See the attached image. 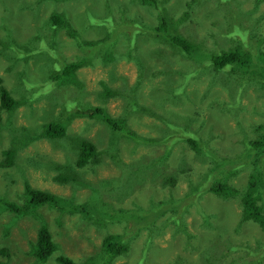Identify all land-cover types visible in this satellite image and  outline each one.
Listing matches in <instances>:
<instances>
[{"label": "rangeland", "instance_id": "obj_1", "mask_svg": "<svg viewBox=\"0 0 264 264\" xmlns=\"http://www.w3.org/2000/svg\"><path fill=\"white\" fill-rule=\"evenodd\" d=\"M162 1L161 8H170L174 20L179 22L183 37L195 42L199 46L197 50L200 49L199 54L189 57L186 53L170 51L171 48L160 39L149 40L145 36L138 39L141 43L139 47L144 52L140 58L144 68V82L139 87L142 96L146 94V99H150L154 87L155 97L166 101L170 98V93L166 90L167 82H177V85L187 82L175 99L177 103L167 104L181 114H191L188 125L181 127L182 132L174 135L175 143L170 148L167 159L171 165L164 169L165 175L166 172L178 174L175 188L162 184V178L152 170L156 166L148 158L165 151L167 143L162 142L163 140L148 144L149 149L144 145H137L135 148L132 146L130 150L124 147L122 152L129 166L110 165L108 161L104 162L106 159L103 154L111 144L112 133L104 121L89 116L91 109L85 111L89 107L87 103L82 108L83 115L64 113L61 118L64 97L73 90V86L79 84L85 86L84 101L95 108H104L112 117H119L125 106L124 97L130 95L129 91L134 88L132 86L137 81L138 67H141L133 59L134 56H130L123 47L104 48L76 70L75 84L61 87L51 81L47 72L42 70L47 67V62L56 63L52 68L59 67L61 70L65 64L81 61V57L89 55L88 49L78 45L69 34L71 28L80 29L78 24L85 21L84 18L93 25L108 27L107 23L92 20L91 10L98 9V16L112 13L118 15L121 11L128 10L139 17L142 25L155 26L156 9L141 5V0H0V77L11 96L20 103L12 113H2L0 110V198L6 196L9 202L22 205L25 201V185L29 184L36 190L55 195L64 206L104 202L113 207L128 208L135 203L148 207L151 197L168 198L172 193L178 198L186 196L197 175L204 176V173L210 172L218 163L219 157L224 158L219 163H225L222 169L227 171L226 175L229 174L227 184L236 189L239 195L247 188L250 177L258 169L264 173V163L259 162L256 159L257 152L252 153L247 146L250 141L264 137V85L259 89L256 83L264 75L255 74L254 71V74L242 78L239 73L243 72H233L232 66L216 72L213 65L209 66L211 63L205 55L206 50L208 53L223 52L240 46L245 54H252V59L256 62L258 55L264 53V0ZM13 4L19 6V13H14ZM26 4L28 9H25ZM31 7L39 12L37 25L49 23L50 17L56 12L69 20L71 27L59 30V34L65 38V44L62 41L58 44L56 55L36 53L23 57L14 48L13 39L21 42L27 36L25 33L19 36L21 31L16 30V19L33 24V19L38 17ZM182 16L186 19H179ZM247 16L249 18H244ZM44 31L51 33L49 29ZM67 31L69 34H66ZM106 32V29L94 28L82 37L101 41L106 37ZM146 32L152 31L146 29ZM83 43L86 45L88 42L86 40ZM54 56L63 61L57 62ZM204 56L209 64L203 63ZM144 59L147 63H144ZM190 73L192 76L188 78ZM121 76L128 78L127 87L123 85ZM248 82L253 83L248 85ZM209 86L213 92L208 93L205 98L203 94H206L205 89ZM105 88L110 89L112 94H103ZM213 93L219 98L213 100L217 108L212 111L209 125V130L216 134L212 145L224 146L218 145L220 149L216 159L210 155H198L185 136L190 133L187 136L193 138L194 128L200 123L197 121L198 109L204 107L203 102H208ZM224 102L232 106L226 109ZM143 110L136 109L135 113L142 115ZM133 117L137 118L133 124L134 129L142 136L156 138L157 134L164 132V120L151 116L138 119L135 114ZM170 117V114L165 116ZM55 120H61L65 124L66 135L58 139L45 137L47 124L56 122ZM180 120V126H185V119L180 117ZM204 129H207L206 123ZM220 135L226 136V139L223 140ZM78 137H82L83 141L91 140L102 153L105 151L99 157V164L91 161L83 167L77 165L78 150L75 140ZM117 137L124 141L120 136ZM113 147L112 143L110 149ZM7 150L15 151L10 162L4 154ZM132 163L142 164L136 167ZM213 172L217 174L216 171ZM211 176L205 179L211 181ZM123 186L128 189L126 193L122 191ZM202 194L203 197L216 198L211 193ZM66 200L69 201L68 204L64 202ZM238 201L235 197L226 201L227 212L224 215H228L231 220H226L229 223L225 226H240L239 232L231 229L234 233L232 240L242 249H248L254 247L259 238L264 242V233L258 231L261 230L259 225L249 222L240 224L242 207ZM202 203L191 200V207L184 217L192 238L181 230H178V236H173V226L176 224L170 222L171 224L155 232L153 240L147 242V230L144 229L134 237L138 228L128 221L100 224L81 213L62 211L59 206L52 204L39 205L34 212L25 214L13 211L2 213L0 208V264H39L32 250L38 229L43 223L48 225L49 233L57 242L58 248L41 264H63L58 259L61 257L70 258L75 264H89L87 260L105 264L108 257L103 249L104 239L114 234L122 236L125 241L131 240L128 251L118 255L112 262L110 260L109 264H175L181 256H185L186 261H191L186 257L197 258L201 252V249L193 248L192 245H208L214 234V229L210 230L205 225L204 214L209 215L210 221L216 226L223 218L216 215L211 206L204 208ZM214 207L219 212H224L220 205ZM187 241L190 242L189 247H185ZM242 254L247 256L245 250L232 251L230 256L223 259L222 264H229L232 256L235 258Z\"/></svg>", "mask_w": 264, "mask_h": 264}, {"label": "trees", "instance_id": "obj_2", "mask_svg": "<svg viewBox=\"0 0 264 264\" xmlns=\"http://www.w3.org/2000/svg\"><path fill=\"white\" fill-rule=\"evenodd\" d=\"M161 3H163L162 0H141L140 3L141 5L154 7L156 9V16L154 14V17H156L157 24L155 26H149L146 24L142 25L140 23L139 17L137 15L135 16L132 12L130 13V11L128 10H124V12L121 11L122 13L118 15H114L112 13V15L107 14L105 16L96 15V11L98 9L91 10V13L88 12L90 14H93L90 16V18L98 22L107 23V28L100 25H93L91 21H88V19L84 18L85 21H82L78 24L80 28L79 30H72L71 28L70 34L68 31V33H66L69 34V37L73 41L78 43V45H81L83 48L88 49L89 55L81 57V61H73L71 63L65 64V66H63L61 70H59V67L52 68V65H56V63L47 62V67H43L42 70L47 72V76L51 81H54L55 83H57L58 87H61L75 84L77 82L76 70L81 67L84 62L91 61L92 56H94L98 51L100 52L104 50V48L123 47L130 56H134L133 59L137 61V65L141 67H138L139 74L137 77V81L134 82L132 86L134 88L129 91L130 95H126V97H124L125 106L124 108L122 107L123 113L119 117H112L104 108H95L87 101H84V98L86 97V92L84 90L85 86L79 84L78 86H73V90L68 92V94L64 97L65 104L63 105V110L60 112L61 118H63L64 113H68L71 115H83L82 108H84L85 104L87 103L89 107L85 111L88 112V110L91 109L88 112L89 116L92 118L94 117L102 119L112 133L111 144L113 143L114 147L113 149H110V144L107 151H104L105 153L103 152L104 159H106L104 160V162L108 161L110 165L129 166L122 152L124 150V147L130 150L132 146H134L135 148V146L137 145H144L147 149H149L148 144L160 142L161 140H163L162 142L167 143L165 151L163 153H158V156L152 155L150 157L148 156V158L150 159L149 161H151L156 166L152 168V170L158 175L159 178H162V181H164L162 184L167 187L175 188V182L178 180V174H168V172H166L165 175L164 169L170 167L171 165V163L167 159L168 152L173 146V143H175V141L173 140L174 135L178 132H182L181 127H186L188 125L189 121L191 120V114L190 112L181 114L178 111L168 107L167 104L177 103L175 99L180 93L181 88H183V86L186 85L187 82H185L183 85L179 84L180 86L177 85V82H167L166 90L170 93V98H168L166 101L165 99L155 97V94H153V91L155 90L154 87L152 88V92L150 93V99H146V94H143L142 96L140 94L139 87L144 82V68L142 66V62L140 61V58H142V54L144 52L141 47H139L141 43L138 39L142 38L140 36H145L149 40L160 39L162 43L171 48L170 51L180 52L183 54L186 53L189 54V57L195 55L196 53L199 54L200 49L197 50L199 46L195 42L188 41L183 37L179 30V22L177 20H174V14L171 13L170 8L166 10L162 9ZM25 9H28L27 4ZM13 10L14 13H19V6L13 4ZM33 10L38 14V17L33 19L34 25L30 22L27 23L24 20L14 18L18 22L16 30H18L19 32L21 31L19 36L27 34L24 41L23 39L25 37L21 40V42L14 41V39L12 40L14 48L23 57H28L36 53H38L39 55H56L58 44L61 41L62 44H65V38L59 34V30L61 28L68 29L69 27H71L69 20L65 17V15L56 12L50 17L49 23L43 22L40 25H37L39 12L36 9ZM22 15H24V11H22ZM244 18L249 17L247 16ZM179 19L183 20L184 17L182 16ZM94 28L99 30L106 29V37L101 41L95 40V38L85 39L84 37H82L83 34L86 35L90 29ZM23 29L25 32H22ZM45 29H49L51 33L49 34L48 32L44 31ZM146 29L152 32H146ZM86 40L88 43L84 45L85 43L83 42H85ZM205 55L209 58V62L211 63L209 66L213 65L212 67L215 68L216 72L224 67L232 66L233 72H235L236 70L243 72L242 74L239 73L240 75H242V78H245L250 74H254V71L255 74L257 73L262 76L264 75V53L258 55L256 62L252 59V54H245L240 46H238L237 49H230L223 52L208 53V51L206 50ZM206 56L202 57V59H204L203 63L205 64L208 63V61L206 60ZM55 59L57 62L63 61V59H58L57 57H55ZM111 59H113V55L111 56ZM144 63H147L145 59ZM191 76V73L188 74V78ZM121 80L123 81L122 83L125 87L129 85L127 77L121 76ZM252 83L253 82H248V85H251ZM256 83L259 89H261V87L264 85V77L261 78V81ZM163 86L164 84L161 85L162 90ZM122 90H124V87H122ZM205 90L206 94H203V97L207 98L208 93L212 91L211 86H209ZM104 93L112 94V91L105 88L103 94ZM215 98H219V96L213 93L210 96L208 102H203L204 107L202 106L201 109H198V111H200L197 121L200 123L197 128H194L193 138L187 136L190 135V133L185 134L191 147H193L197 151L198 155H210V157H212L213 159H216V154H218V150L220 149V147H224L222 146V144H218L220 147L218 145H212V140L216 136H214L215 133L209 130L212 111L217 108V106H215L213 102ZM0 103V108L7 113H12L20 106V103L15 100L11 96L10 92L5 88L1 77ZM229 104L230 103L228 102H224V106H226V109L232 106H229ZM92 107L94 109H92ZM136 109H144L142 111L143 116L137 112L135 113ZM134 114L138 117V119L144 116H151L159 120H164L165 123L164 126H162V128H164V132L161 134H157L156 138L140 135L138 131L134 129L135 125L133 126L137 119H134ZM168 114H170L171 117L165 118V116H167ZM180 117L185 119V126H180ZM204 122L207 125V129H204ZM114 134L123 138L124 141L122 142L121 139H119L117 136H114ZM65 135L66 126L61 120L56 122H49L47 124L45 137L50 139H58L64 137ZM220 137L223 140L226 139V136L224 135H220ZM247 146L250 148V151L252 153L256 151V159L259 162L264 163V137L261 139L250 141ZM75 147L78 150V166L83 167L91 161H94V164L97 165L101 161V158L99 160L100 152L95 143L87 139L83 141L82 137H78L77 140H75ZM4 154L7 161L10 162L11 158L15 154V151L7 150L4 152ZM93 158L95 159L92 160ZM223 159L224 158L219 157L217 159L218 163H216L211 168L210 172L204 173V176H200V174H198L197 178L194 180V183L190 186L191 189L186 192V196L178 198L172 193V196L168 198L154 199L153 197H151L148 207L142 206V204L140 203H135L133 206L128 208L122 206L113 207L105 204L104 202H90L86 203L85 205L64 206L60 204V199L55 195L41 190H36L29 184H26L24 191L25 201L22 205L9 202V198L3 196L2 198H0V208L2 213L13 211L19 214H25L34 212V209L36 210V207H38L39 205L52 204L55 206H59L62 211L81 213L84 217H90V219L96 220V223L100 224H105L104 222L128 221L132 223V226L136 225L138 228L133 234L134 237L140 235L144 229L147 230V242L153 240L155 232L161 230L165 225L171 224L170 222H174L176 224V226H173V236H178V230H181L184 231L185 235H187L189 238H192L191 233L187 229L188 225L184 221V217L191 207V200H193L195 203H198L199 201L200 203L203 202L202 206L204 208H206L207 206H211V210L216 215H220V217H223V222L221 221L216 226L212 221H210L209 215L204 214L205 225L210 230L214 229V234L212 236L211 242L203 247H196L192 245L193 248L201 249L198 257H186V259H191V262L189 260L186 261L185 256H181L178 263L176 262L175 264H222L223 259L230 256L232 251L236 250L240 252L245 250L247 256L245 257L243 256V254L242 256L235 258L232 256L230 258L231 260L229 264H249L250 262H252L253 264H264L263 240L259 238L257 239L254 247H250L248 249L247 247H243L242 249L240 245L236 244V241L232 240L234 238V233L231 232V229L239 232L240 226H225L226 223H229L226 222V220L228 221L229 218L228 215H224L225 212H227L226 201H228V199H230L231 197H235L239 200L238 202L242 207L240 224L242 222H249L256 226L259 225V228L261 230L258 231L264 233V181L262 184L257 185L253 182L248 183L247 188L244 189L242 191V194L240 193L239 195L236 189L227 184L229 174L226 175L227 171L222 169L225 163H219V161ZM141 164L142 163H132L131 165H135L136 167H138ZM262 169H264V166ZM213 171H216L217 174H214ZM259 174L264 173L260 172ZM209 175H212L211 181L205 179L209 178ZM200 178L202 179L200 180ZM122 191L126 193L128 189L123 186ZM201 193H211L216 198H213L211 196L203 197L204 194L201 195ZM64 202L66 204L69 203L68 200ZM214 205H220L224 209V212H219L214 207ZM123 239L124 238H122V236L117 234L108 235L104 239L103 249L106 252L105 255L108 257V259L106 260L107 263L105 264H109L110 260V262H112L113 259L118 255H121L124 252L128 251V245L131 239L129 241H125ZM185 245V247H189L190 242L187 241ZM148 246H150V244ZM57 248L58 244L52 239L49 233L48 225L45 223L41 224L40 228L38 229L36 243L34 244L32 250V254L36 258V262L39 264L46 262L51 257V255L54 254ZM58 259L63 264H75L70 258L61 257ZM87 261V263L89 264H95V261L93 260Z\"/></svg>", "mask_w": 264, "mask_h": 264}, {"label": "flooded vegetation", "instance_id": "obj_3", "mask_svg": "<svg viewBox=\"0 0 264 264\" xmlns=\"http://www.w3.org/2000/svg\"><path fill=\"white\" fill-rule=\"evenodd\" d=\"M1 115V114H0ZM102 120V119H101ZM103 121V120H102ZM89 140V139H88ZM89 141H91V140H89ZM92 142V141H91ZM94 143V142H93ZM98 150H99V157H100V155H101V153H102V151L98 148ZM103 154V153H102ZM95 158H93L92 160H94ZM260 172H263L262 170H260L259 171V173ZM263 181H264V174H253L251 177H250V179H249V183H251V182H253V183H255L256 185L257 184H262L263 183Z\"/></svg>", "mask_w": 264, "mask_h": 264}, {"label": "clouds", "instance_id": "obj_4", "mask_svg": "<svg viewBox=\"0 0 264 264\" xmlns=\"http://www.w3.org/2000/svg\"><path fill=\"white\" fill-rule=\"evenodd\" d=\"M4 84V83H3ZM4 86H5V84H4ZM6 88V87H5ZM7 89V88H6ZM8 90V89H7ZM9 91V90H8ZM10 92V91H9ZM1 104V103H0ZM0 110H1V112L3 113V112H5V113H7L6 111H4V110H2L1 108H0ZM0 112V113H1ZM261 169H258V171H257V173L256 174H259V171H260ZM16 213V212H15Z\"/></svg>", "mask_w": 264, "mask_h": 264}]
</instances>
